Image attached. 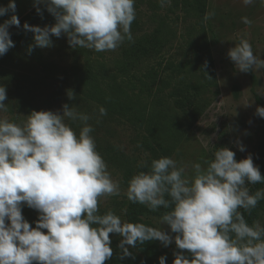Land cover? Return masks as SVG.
<instances>
[{
  "label": "clouds",
  "instance_id": "1",
  "mask_svg": "<svg viewBox=\"0 0 264 264\" xmlns=\"http://www.w3.org/2000/svg\"><path fill=\"white\" fill-rule=\"evenodd\" d=\"M41 4L56 22L43 28L24 24L34 34L29 54L52 46L53 36L66 35L70 47L96 52L132 40L135 0H34L40 15ZM16 11L15 0L0 6V17L12 13L0 24V57L15 47L9 29L20 27ZM228 57L240 72L264 69V59L245 39ZM67 95L75 99L72 91ZM6 99L0 86V111L7 110ZM256 115L264 118V107ZM26 117L23 124L0 119V264H106L114 254L110 234L121 238V260L133 257L130 247L159 241L165 247L175 243L173 264H264V225L250 226L239 211H251L264 199V190L252 194L246 186L264 183L251 155L237 162L235 152L219 148L206 168L195 163L191 173L170 157L154 159L150 167L142 162L149 171L129 180L126 198L153 212L170 209L160 219V226L170 228L166 232L122 221L112 211L98 214L99 201L119 196L121 189L96 149L89 115L65 104L62 114L32 111ZM66 120L81 123L78 135ZM24 206L39 213L35 227L24 218ZM166 259L161 256L159 264Z\"/></svg>",
  "mask_w": 264,
  "mask_h": 264
},
{
  "label": "rangeland",
  "instance_id": "2",
  "mask_svg": "<svg viewBox=\"0 0 264 264\" xmlns=\"http://www.w3.org/2000/svg\"><path fill=\"white\" fill-rule=\"evenodd\" d=\"M15 2L20 27L9 29L15 47L0 57V86L7 89V110L0 111V119L23 124L32 111L62 114L65 104L89 115L96 149L121 189L119 196L99 201L98 214L112 211L126 221L128 182L139 173L141 163L151 159V146L170 148L171 158L178 166H187L189 173L195 163L206 168L205 162L224 147L235 152L237 162L251 155L257 166L263 159L264 118L256 115V109L264 107V69L251 71L253 81L228 57L229 50L245 39L256 57L264 59V4L260 0H204V17L192 0H165L163 7L160 0H135L132 40L125 39L115 50L74 49L63 35L51 37L52 46L36 47L31 54L28 49L34 43V34L26 31L24 24L43 28L56 21L43 4L39 5L40 15L34 0ZM8 3L0 0V6ZM11 15L0 17V24ZM157 30L167 41L161 55L144 61L128 75L119 74L124 51ZM206 45L214 60L217 87L202 92L207 108L193 123L185 111L176 108L173 96L177 89L186 92L198 83L199 57L206 55ZM68 91L75 99H69ZM101 107L106 115L99 114ZM66 123L79 134V121ZM240 145L245 151L239 150ZM261 201L264 203V199ZM22 214L35 227L39 213L24 206ZM160 219L149 215L144 220L158 228ZM258 221L264 225V214ZM160 227L170 232L169 226ZM110 239L114 254L106 264H146L143 255L131 247L134 258L119 259L121 238L110 234ZM174 244L165 247L158 241L159 256L153 264H159L161 256L167 257L166 264H173L177 251Z\"/></svg>",
  "mask_w": 264,
  "mask_h": 264
},
{
  "label": "trees",
  "instance_id": "3",
  "mask_svg": "<svg viewBox=\"0 0 264 264\" xmlns=\"http://www.w3.org/2000/svg\"><path fill=\"white\" fill-rule=\"evenodd\" d=\"M192 4L196 7V10L202 14L204 17L205 4L204 0H192ZM167 41L162 37V33L157 30L151 35H146L137 39L135 42L131 43V45L124 51L122 61L120 62L117 71L119 74L128 75L132 73L136 68H138L144 61L159 57L164 50ZM206 44H208L206 42ZM205 48V47H204ZM204 55H200V76L198 83L193 85L192 90L184 91L183 89H177L174 93V104L178 110H183L188 115L189 119L193 123H197L206 111V104L202 98L203 91H209L212 88L217 87V79H216V71L214 60L210 55L209 47L206 45V51ZM251 75V79L255 81L254 75L251 71L248 72ZM90 74V72L88 73ZM171 149L164 146H154L150 147L151 159L147 162V164L151 165V161L154 159H159L161 157H170L171 158ZM149 167H141L139 172L149 171ZM261 172V175L264 176V154L263 159L257 165ZM264 187V183L258 184H248V189L250 193L254 194L257 190H262ZM170 209H159L155 212L150 211L146 206L140 204H133L129 200L126 206L125 218L127 222L132 223H144L145 225L151 226L152 224L145 221V217L149 215H154L158 217H162L165 211H169ZM246 220V222L251 226L256 221H258L262 214H264V203L260 200L257 206L251 211H245L244 209L239 210ZM174 248L176 245L174 244ZM137 251L141 253L146 261V264H153V262L157 261V257L159 256V247L158 241L146 242L145 244H138L136 247ZM185 254L187 255V251Z\"/></svg>",
  "mask_w": 264,
  "mask_h": 264
}]
</instances>
